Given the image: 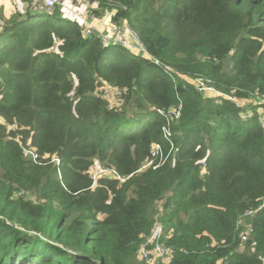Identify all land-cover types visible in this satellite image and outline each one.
Segmentation results:
<instances>
[{"label": "trees", "instance_id": "obj_1", "mask_svg": "<svg viewBox=\"0 0 264 264\" xmlns=\"http://www.w3.org/2000/svg\"><path fill=\"white\" fill-rule=\"evenodd\" d=\"M87 1L143 49L59 7L0 27V264H149L156 221L152 264H264V0Z\"/></svg>", "mask_w": 264, "mask_h": 264}, {"label": "built area", "instance_id": "obj_2", "mask_svg": "<svg viewBox=\"0 0 264 264\" xmlns=\"http://www.w3.org/2000/svg\"><path fill=\"white\" fill-rule=\"evenodd\" d=\"M22 0H15L14 5H18ZM87 3V0H83ZM25 2L32 7L31 10L38 12L51 13L56 7L66 8L67 2H70V14L71 18L77 21L81 29L83 36L97 35L103 44L116 43L125 48L137 50L139 52L142 49V44L134 35V39H130L132 30L126 24H120L113 30V34L104 33L99 31L92 22L88 20L84 11L80 8H75L76 2L73 0H25ZM3 24V17L0 16V27ZM96 30L98 33H96ZM134 34V33H133ZM261 125L264 128V121L261 120ZM149 163L147 162V165ZM252 213V211H249ZM251 231L248 228L247 233L242 235V239L245 240L248 233ZM163 234V226L159 221H156L151 229L150 234L146 237L144 242L140 245L138 254L141 259L150 260L151 257H156L162 261H169L173 256V249L170 246L165 245L161 241Z\"/></svg>", "mask_w": 264, "mask_h": 264}, {"label": "rangeland", "instance_id": "obj_3", "mask_svg": "<svg viewBox=\"0 0 264 264\" xmlns=\"http://www.w3.org/2000/svg\"><path fill=\"white\" fill-rule=\"evenodd\" d=\"M6 1H7L8 4H10L9 0H6ZM73 1L76 2V4L74 5L75 8H80L81 7L82 11L85 10L84 13L86 14L89 22L90 21L93 22L94 20H96L97 25H100V24L104 23L103 26H102L103 28H105L104 30H102L104 33L106 32V33H110V34L112 33L113 34V30L116 29V27L118 25H120V24L123 23V22H119V23L113 22L111 20V16H112L111 15L112 14L111 11H103L102 13L97 14L96 11H93V12H91V10L88 11L86 9V4H85V2L83 0H73ZM67 4H70V2H67ZM2 5H3V3H1V0H0V7ZM91 6H93V8H96V6L94 4L91 5ZM61 12L65 16H67V14L64 13V10L63 9H61ZM44 14L45 13H43V14H36V16H42ZM68 16L69 17H72L69 12H68ZM123 24H126V23L124 22ZM94 25H95V23H94ZM96 33H98L97 30H96ZM130 39H134V34L133 33H131ZM99 90L102 93V95L105 98H107L108 101H109V103L112 105L113 102H114L112 95L115 93V88L113 86H111V85H108L107 83L102 82ZM205 90H206L207 94H209L211 96L214 94V91L211 88H206ZM251 101H253V100H251ZM261 101L264 102V99H261ZM259 111H262V108H260ZM27 155L30 156V157L35 158V154L33 152H29L28 151L27 152ZM111 171L112 170H110L109 168L102 167V165H100V166H97L96 168H94L93 169V172L91 171V174H92V176H95L94 178H95V181H96V179L100 175L111 176L112 175V172ZM159 208H160V204H157L156 205V210L159 211L160 210ZM245 219H246L245 217L242 218L241 224H243V222H244ZM158 260H159L158 258H156V257L153 256V257L150 258V260H147L146 262H148L149 264H152L154 262H157ZM134 261H141V258H140V256H139L138 253H136V256L134 257Z\"/></svg>", "mask_w": 264, "mask_h": 264}, {"label": "crops", "instance_id": "obj_4", "mask_svg": "<svg viewBox=\"0 0 264 264\" xmlns=\"http://www.w3.org/2000/svg\"><path fill=\"white\" fill-rule=\"evenodd\" d=\"M24 1V2H23ZM9 2H10V4H8L7 3V1L6 0H1V3H3V5L0 7V16H2L3 18H8L12 13H14V12H18V13H22V12H24L27 8H30V9H32V7L31 6H29L26 2H25V0H22L18 5H14L15 4V0H9ZM66 8H64L63 10H64V13L65 14H67V16H65L62 12V15L63 16H65V17H67V18H69V16H68V12L69 13H71L70 12V4H66V6H65ZM68 11V12H67ZM95 21V22H94ZM93 22H92V24H94L95 23V27L99 30V31H102V30H104L105 28H103L102 26H103V24L104 23H102V24H100V25H97V22H96V20H94ZM124 23V22H123ZM103 32V31H102Z\"/></svg>", "mask_w": 264, "mask_h": 264}, {"label": "clouds", "instance_id": "obj_5", "mask_svg": "<svg viewBox=\"0 0 264 264\" xmlns=\"http://www.w3.org/2000/svg\"><path fill=\"white\" fill-rule=\"evenodd\" d=\"M44 13H47V12H44ZM48 14V13H47ZM69 18H71V17H69ZM133 32V31H132ZM134 33V32H133ZM135 35V34H134ZM84 37H86V36H84ZM136 37V36H135ZM139 40V39H138ZM140 41V40H139ZM143 49V48H142ZM140 52V51H139Z\"/></svg>", "mask_w": 264, "mask_h": 264}]
</instances>
